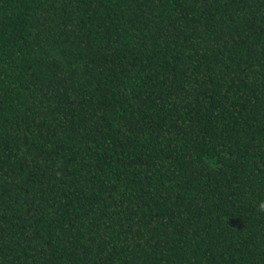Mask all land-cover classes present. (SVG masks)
<instances>
[{"label":"trees","instance_id":"obj_1","mask_svg":"<svg viewBox=\"0 0 264 264\" xmlns=\"http://www.w3.org/2000/svg\"><path fill=\"white\" fill-rule=\"evenodd\" d=\"M264 0H0V264H264Z\"/></svg>","mask_w":264,"mask_h":264},{"label":"clouds","instance_id":"obj_2","mask_svg":"<svg viewBox=\"0 0 264 264\" xmlns=\"http://www.w3.org/2000/svg\"><path fill=\"white\" fill-rule=\"evenodd\" d=\"M261 207L264 208V204H262Z\"/></svg>","mask_w":264,"mask_h":264}]
</instances>
